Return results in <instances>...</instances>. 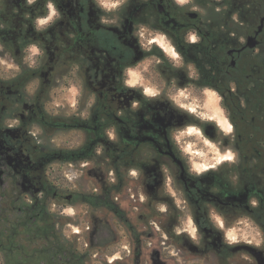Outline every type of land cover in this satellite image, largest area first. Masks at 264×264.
<instances>
[{"label":"flooded vegetation","instance_id":"obj_1","mask_svg":"<svg viewBox=\"0 0 264 264\" xmlns=\"http://www.w3.org/2000/svg\"><path fill=\"white\" fill-rule=\"evenodd\" d=\"M52 2L59 18L39 27L48 0H0V207L7 199L17 209L22 197L35 204L51 190L73 202L75 193L51 181L49 166L103 152L110 182L102 169L95 177L112 186L111 209L94 208L124 227L129 245L113 227L107 233L102 215L90 236L95 247L120 253L112 264H143L148 255L155 264H264V0H121L112 9L97 0ZM32 45L39 52L29 60ZM147 59L155 96L127 83ZM63 85L75 89L76 102L59 110L51 101ZM181 88L215 93L224 123L176 100ZM193 127L221 155L207 169L198 170L179 138ZM60 129L84 138L59 150L41 141ZM135 209L142 223L149 212L158 216V231L137 225ZM184 217L194 232L181 228ZM149 238L157 240L150 254Z\"/></svg>","mask_w":264,"mask_h":264},{"label":"rangeland","instance_id":"obj_2","mask_svg":"<svg viewBox=\"0 0 264 264\" xmlns=\"http://www.w3.org/2000/svg\"><path fill=\"white\" fill-rule=\"evenodd\" d=\"M115 2V0H110V2ZM11 63V62H10ZM150 61L147 59L138 65L137 69L132 72V80H135L137 84H143L148 93L156 92V87L148 81L144 74L146 69L149 67ZM6 66V64H2ZM135 74V75H133ZM183 92L184 95L181 96L180 93ZM179 102L188 103L192 101L194 104L191 106L206 112V115L216 116V118L224 123V119L218 107L219 98L217 95H212L211 93L205 94L202 92L195 93L192 90L181 88L180 91H175L173 95ZM76 91L75 89H70L69 86L63 85L56 90L55 95L52 98L51 104L55 108L61 110L64 105L69 102H76ZM205 102L207 110L198 108L196 104L201 105ZM194 128V127H193ZM197 131L181 136L180 139L186 142H182L187 149L192 153L193 161L196 166L202 170L208 168V166L213 165L221 159V155L218 149L215 147L214 143H210L207 139L200 134V129L195 127ZM195 133V134H194ZM84 138L83 133L78 130H57L51 135H47L41 139L42 142L51 145L53 149H69L77 147L82 139ZM191 146V147H189ZM211 155H216V159H211ZM107 156L102 152L97 154L96 157L90 158L89 160H55L48 169L50 174V179L57 187L65 188L66 193H75V200L73 202H67L65 199L56 200L52 204V211L58 214V227L61 230L64 237L73 241L77 244L78 248L86 255V264H112L113 260L119 252L112 255L115 252L113 246L107 247L102 246L101 248L95 247L91 240V228L93 225L94 217L97 215H102L104 217V229L107 233L111 232V227L115 229L118 235H121V243L129 245L127 237H125V229L117 224H112L113 217L108 211L100 208H94L83 202L77 200L79 194L81 193H100L101 184L97 177H95V172H101V169L107 174V181L110 182V174L107 167L103 164L106 162ZM202 166V167H201ZM103 167V168H102ZM90 169H92L90 171ZM127 187L128 183H124L123 188L117 193L120 199L128 200L127 197ZM137 202H132L131 205H136ZM161 208H165V205H159ZM142 212V211H141ZM138 210H134L133 219L137 225L146 224L149 231H158V225H160V218L153 215L154 213L149 212L147 216V222L142 223L138 219V215L141 213ZM112 220V221H111ZM153 221L155 223H153ZM181 228L188 227L189 229H195V225L191 218H183L181 221ZM95 242V240H94ZM157 240L149 238L147 241V251L150 254L153 247H156ZM121 249V247L119 248ZM118 249V250H119ZM188 255V254H185ZM191 258V257H190ZM143 264H155L151 262V259L145 258ZM185 264V263H181ZM186 264H205L204 260H196L195 262L188 261Z\"/></svg>","mask_w":264,"mask_h":264},{"label":"trees","instance_id":"obj_3","mask_svg":"<svg viewBox=\"0 0 264 264\" xmlns=\"http://www.w3.org/2000/svg\"><path fill=\"white\" fill-rule=\"evenodd\" d=\"M90 158L83 154L79 160ZM124 183L122 178L117 188L122 189ZM111 188L110 184L101 186L99 198L93 197L96 193H81L76 199L92 207L105 204L110 208ZM53 195L54 190L47 191L35 204L32 197H22L17 209L4 199L0 207V264H86L85 253L59 229L58 214L51 211V226L45 223L50 204L56 201Z\"/></svg>","mask_w":264,"mask_h":264},{"label":"clouds","instance_id":"obj_4","mask_svg":"<svg viewBox=\"0 0 264 264\" xmlns=\"http://www.w3.org/2000/svg\"><path fill=\"white\" fill-rule=\"evenodd\" d=\"M184 2H185V0H177V3H179V4H182V3H184ZM28 3H29V4L33 3V0H28ZM97 3H98L102 8H104V9H112V8H116V7L118 6V4L121 3V0H115V2H110V0H97ZM47 7H48V9H49V14L46 16V18H40V19H38L37 24H38L39 27L46 26V25H48L49 23L54 22V19H58V18H59V13L57 12V10H56V8H55V5H54V3L52 2V0H48ZM101 20H102L103 23H108V22H109L108 20H106V19L103 18V17L101 18ZM196 39H197V38H196L195 36H192V37L190 38V42H191V43H195V42H196ZM29 51H30L31 55L28 57V59L31 60V59H32V56L36 55V54L39 52V49H38L35 45H32V46L30 47V50H29ZM170 51H171V50H170ZM171 54H172L173 56H176V55H177L174 51H172ZM33 63H34V62H33ZM30 66H31V65H30ZM133 75H135V74H133ZM127 83H128L129 86H133L134 83H135V80H129V81H127ZM211 94H212V95H215V93H211ZM150 95L155 96V95H157V93H155V92H151ZM180 95L183 96L184 93L181 92ZM181 107H183V106H181ZM10 126H11V125H10ZM231 130H232V129H231V126H230V125L225 129V131H228V132H230ZM195 131H197V130L194 129V128H188L187 133H188V134H191V133H193V132H195ZM108 135H109V137L112 138V139L115 138L114 133H112V132H109ZM180 135L183 136V135H185V133L182 132ZM189 147H191V146H189ZM201 167H202V166H201ZM198 170H200V169H198ZM192 231L194 232L195 229H192ZM229 237H230V239H231L232 241H235V240H236V237H235L234 235H232L231 233L229 234ZM248 242L251 243V241H248Z\"/></svg>","mask_w":264,"mask_h":264},{"label":"water","instance_id":"obj_5","mask_svg":"<svg viewBox=\"0 0 264 264\" xmlns=\"http://www.w3.org/2000/svg\"><path fill=\"white\" fill-rule=\"evenodd\" d=\"M31 187L30 186H28V187H26V189H24V190H26V191H29V189H30Z\"/></svg>","mask_w":264,"mask_h":264},{"label":"snow or ice","instance_id":"obj_6","mask_svg":"<svg viewBox=\"0 0 264 264\" xmlns=\"http://www.w3.org/2000/svg\"><path fill=\"white\" fill-rule=\"evenodd\" d=\"M225 159H231V157L230 156H227V157H225Z\"/></svg>","mask_w":264,"mask_h":264}]
</instances>
